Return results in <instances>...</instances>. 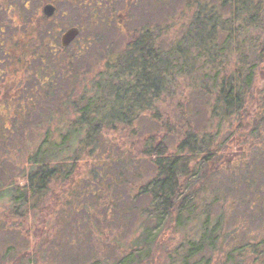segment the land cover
I'll use <instances>...</instances> for the list:
<instances>
[{"label":"trees","instance_id":"1","mask_svg":"<svg viewBox=\"0 0 264 264\" xmlns=\"http://www.w3.org/2000/svg\"><path fill=\"white\" fill-rule=\"evenodd\" d=\"M26 1L0 0V56L3 62L11 63L16 48L31 49L32 59L39 58L44 66L39 85L28 91L19 87L18 76L14 75L2 93L3 76L0 75V102L7 110L1 116L0 124V202L6 204L16 218L23 219L37 209L55 185L64 186L75 179L80 163L89 160L86 163L87 176L77 182L79 189L64 203L66 209L72 211L66 217L64 215V224L71 230H62V235L68 239L74 235L73 223L81 226V220L77 224L73 222L75 218L80 217L82 222L88 223L90 213L83 212L77 217L78 203L75 201L78 199L79 208H86L88 199L97 195L89 191L93 185L97 187V193L108 195L105 188L99 187L101 177L108 175L117 161L109 153L112 144L107 140L108 136H113L119 127L129 129L141 116L150 113L157 120L162 96L175 90L168 89L177 79L196 82L194 75L197 69L202 70L197 66L201 59L216 71L225 68V62L221 64V60L226 53L238 58L232 72L219 82L214 102L208 104L210 119L218 118L228 124L229 120L239 118L242 112L246 113L245 101L253 81L249 59L254 56L259 60L264 58V0H184V9H190L193 15L184 26L180 40L174 41L166 50L159 43L156 28L147 25L136 29L123 53L113 55L108 52L103 70L91 89L81 91L78 98H73L74 90L68 95L66 86L60 91L62 84L71 85L76 80L73 68L80 63L75 60L81 52L68 57L66 63L60 55L69 47L63 49L60 46V53L52 51L54 54L46 60L36 53L54 48L45 44L44 33L39 31L40 23L47 25L53 14L46 16L42 11L43 17H36L34 23L32 17L25 18L24 28L35 26V47L29 43L22 45L14 38L15 33L7 31L10 23L4 18L8 11L16 7L25 12ZM71 1L77 2L76 7L88 8L94 17L89 21L91 25L106 23L115 10H120V17L112 25L129 33L127 13L138 0H106L94 4L92 0H88L91 4H87V0ZM117 2L125 3L123 11L113 5ZM78 29L80 35L83 26ZM221 35L223 41L218 43ZM205 75L216 82L219 74ZM53 77L55 88L64 96L56 102L57 106L48 105L51 99L43 95L49 92L41 86L43 82L52 81ZM53 87L50 88L51 98L56 91ZM201 89L204 95L210 94L206 87ZM32 96L38 98L39 103L47 101V107L23 118L20 108L28 110L27 107L35 104ZM57 112L66 117L57 121L59 125L55 130H42L43 134L34 140L33 149L17 170L13 164L9 163L8 168L1 164V155L12 149L17 143L15 139L32 131V118L50 124L49 121L59 115ZM259 116L252 126L253 133L262 128L264 131V114ZM8 121L11 123L7 127L5 123ZM263 143L264 140L261 146ZM224 146L219 133L203 134L190 129L182 134L173 149L165 138L153 135L147 138L142 154L149 159L152 175L136 191L137 196L146 198L147 203L142 210V223L137 224L141 231L129 252L106 264L147 262L157 246L158 236L167 230H172V235L174 231L179 237L168 245L163 264H264V165L259 162L264 155V146L242 153L237 149L235 159L230 161H224ZM233 162L237 164L231 165ZM7 170L10 171L9 177L6 176ZM5 179L4 185L2 181ZM70 199H75L74 203ZM115 202L111 198L108 201L111 206H116ZM62 203L60 200L59 208H64ZM103 216V219H97V223L107 224L106 213Z\"/></svg>","mask_w":264,"mask_h":264},{"label":"rangeland","instance_id":"2","mask_svg":"<svg viewBox=\"0 0 264 264\" xmlns=\"http://www.w3.org/2000/svg\"><path fill=\"white\" fill-rule=\"evenodd\" d=\"M49 1L53 2L57 12L47 25L40 23L39 31L44 33L45 44H50L55 49L53 48L49 52L36 51L45 60L54 53H60L58 52L59 39L64 32L71 27L83 26L81 34L68 50L60 55V59L66 63L68 57L81 52L79 58L76 57L75 60L80 63L77 68L76 66L73 68L76 80L71 85L69 83L61 85L60 92L65 86L66 91L69 92L68 95H70V91L74 90L73 98H78L84 89L86 91L91 89L97 76L103 70L104 57L108 55V52L113 55L123 53L133 31L143 26H153L158 32L161 47L168 50L170 44L181 39L183 28H186L184 26L190 22L193 15L190 9L188 11L184 9V0H138L127 13L129 19L126 21V26L130 29V32L127 33V30L124 32L122 28H115L112 25L120 17V10H115V13L110 17L111 20H105L106 23L103 21L101 24L91 25L89 21H92L94 17L88 12L87 7H76L77 2L75 4L71 0ZM96 1L106 2V0H92V4ZM85 2L90 3L88 0ZM113 5L122 11L126 6L122 2ZM26 6L25 12L11 7L4 19L10 23V28L7 31L15 33L14 38L16 37L18 42L25 46L29 43L35 47L34 43H37V39L34 37L35 26L24 28L25 18L32 17L34 23L36 17L38 19L43 17V8H41L39 0H27ZM105 9L107 8L105 7ZM221 41H223L222 35L218 36L217 42ZM30 50L23 51L16 48L12 53L11 63L3 62V57L0 56V75L3 76L2 93H5L7 82L14 79V75L18 76L19 87L26 88V91L39 85L38 80L43 76L41 71L44 66L40 64L39 58L32 59L33 55ZM22 51L25 52L26 58L21 53ZM224 56L221 64L225 62V68L222 70L215 71V67L210 68L206 60L201 59L197 66L202 70L197 69L194 75L196 82L190 79H177L175 84L168 89L175 90L165 93L161 98L157 120L150 113L141 116L129 129L119 127L113 136H108L107 140L112 144L109 147V153L117 160L109 174L102 176L99 181V187L105 188L108 195L97 193V187L93 185L89 191L97 195L86 200L88 202L86 208H79V201L76 199L75 202L78 203L76 216L79 217L83 212H87L90 213V218L88 223L82 222L80 217L75 218L73 222L75 221L77 224L78 220H81L82 224L76 226L73 223L72 233L74 235L70 238L65 239V235H62V230H71L70 226L66 227L64 224V215L66 217L72 211L66 209L64 203L69 198H73L70 194H74L75 190L79 189L80 186L77 182L87 176L88 164L86 165V163L90 162L89 160L80 163L75 179L64 186L55 185L51 194L38 208L27 213L23 219L16 218L11 214L6 204L0 202V264H106V262L113 263L129 252L134 239L140 234L141 230L137 224L142 223V210L147 204L146 198L137 196L136 191L139 185L152 175L149 159L142 154L145 140L152 135L165 138L168 146L173 149L179 138L188 129L195 132L197 130L203 134L219 133L221 142L225 144L224 161L234 160V153L237 149H240V153H242V151H250L253 148L258 149V146L263 147L264 143L261 146V142L264 140L263 128L256 130L257 133H253L252 126H254V121L260 118L259 115L264 114V109L262 110V105H264V58L259 60L257 56H254L249 59L252 63L250 74L253 81L245 101L246 113L242 112L239 118L229 120L228 124L220 122L218 118L210 119L209 117L208 108L210 105L208 104L214 102L219 82L222 77H226L232 72L231 69L237 64V57L227 53ZM16 57L17 59L14 60ZM248 68L245 70L248 71ZM217 73L219 75L216 82L211 81L205 75L213 76ZM59 76L61 77V75ZM54 79L53 77L52 81L43 82L41 86H43V90L49 92L48 95H43L46 99H51L48 105L53 103L52 105L57 106L56 102L62 100L64 96L55 88ZM52 87L56 89L53 98H51L50 92ZM201 87H206L210 94L204 95ZM13 90L14 88L11 89V91ZM2 93L0 94L2 95ZM33 99L32 102H36V105H30L27 107L28 110L21 107V117L32 115V112L39 108L46 109L47 101L39 103L38 98L33 97ZM6 112L4 103L0 102V124L1 116ZM257 112L258 114L254 116ZM57 113L59 115L54 116V119L49 121L50 124L44 123L42 119L38 120L37 117L32 118V131L26 132L22 136L19 135V138L15 139L17 143L13 145L12 149L1 155L3 157L1 164L7 168L9 163L13 164L14 169L17 170V166L22 164L26 154L33 149L34 140L43 134L42 130H55V127L59 125L57 121H60L61 117H66L61 116L60 112ZM10 123L8 121L5 125L8 127ZM6 159L7 161H5ZM259 162L264 165V155L259 159ZM236 164L233 162L231 165ZM9 175L10 171L7 170L6 176L9 177ZM6 181V179L3 180L2 184L5 185ZM110 198L116 200V206H111L112 204L108 203ZM60 200L63 201L64 208L58 207ZM70 200L74 203L75 199ZM105 213L107 224L97 223V219H103ZM255 228L254 226V231ZM68 234L69 232L66 235ZM174 235L175 232L173 231L172 235V230L164 231L162 235H159L157 246L153 249L147 262L143 264H163L164 252L169 247L168 245L174 243L175 239L179 237V235Z\"/></svg>","mask_w":264,"mask_h":264},{"label":"water","instance_id":"3","mask_svg":"<svg viewBox=\"0 0 264 264\" xmlns=\"http://www.w3.org/2000/svg\"><path fill=\"white\" fill-rule=\"evenodd\" d=\"M45 14L46 16H50L53 14V9L50 8V6H47L45 8ZM80 33V30L76 27H71L70 29H68L66 32H64L61 36H60V46L63 49L68 48L72 42L75 41V39L78 37Z\"/></svg>","mask_w":264,"mask_h":264},{"label":"flooded vegetation","instance_id":"4","mask_svg":"<svg viewBox=\"0 0 264 264\" xmlns=\"http://www.w3.org/2000/svg\"><path fill=\"white\" fill-rule=\"evenodd\" d=\"M39 2H41V8H43V12L45 13V8L47 6H50V8L53 9V17L55 16V13L57 12V8L54 6L53 2L52 1H49V0H39ZM45 2V3H44ZM109 9V8H108ZM72 44V43H71ZM71 46V45H70ZM69 46V47H70Z\"/></svg>","mask_w":264,"mask_h":264}]
</instances>
